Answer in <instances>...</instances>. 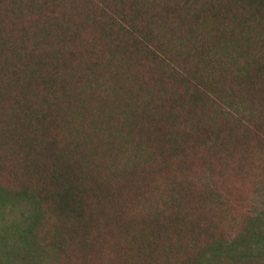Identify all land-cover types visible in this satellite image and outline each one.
Here are the masks:
<instances>
[{"label": "trees", "instance_id": "trees-1", "mask_svg": "<svg viewBox=\"0 0 264 264\" xmlns=\"http://www.w3.org/2000/svg\"><path fill=\"white\" fill-rule=\"evenodd\" d=\"M0 196V264H264V0H0Z\"/></svg>", "mask_w": 264, "mask_h": 264}, {"label": "rangeland", "instance_id": "rangeland-1", "mask_svg": "<svg viewBox=\"0 0 264 264\" xmlns=\"http://www.w3.org/2000/svg\"><path fill=\"white\" fill-rule=\"evenodd\" d=\"M231 181L221 180L220 186L230 184ZM249 189V187H248ZM251 191V189H250ZM249 191V192H250ZM32 206L29 202L23 199H9L0 196V237H9L12 230H16L18 227H25L28 222V217L32 212ZM234 205L232 209H234ZM229 209V210H232ZM17 251L20 253V249L16 247ZM17 259V257H16ZM0 261L6 263V258L4 254L0 253ZM249 262V261H247ZM213 264H245L243 262L238 263L236 260L228 257L219 258L212 262ZM249 264H257L255 259L250 260Z\"/></svg>", "mask_w": 264, "mask_h": 264}]
</instances>
